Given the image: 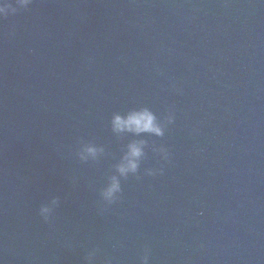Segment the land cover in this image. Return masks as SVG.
<instances>
[{
    "label": "water",
    "instance_id": "1",
    "mask_svg": "<svg viewBox=\"0 0 264 264\" xmlns=\"http://www.w3.org/2000/svg\"><path fill=\"white\" fill-rule=\"evenodd\" d=\"M5 2L0 264H264V0Z\"/></svg>",
    "mask_w": 264,
    "mask_h": 264
},
{
    "label": "clouds",
    "instance_id": "2",
    "mask_svg": "<svg viewBox=\"0 0 264 264\" xmlns=\"http://www.w3.org/2000/svg\"><path fill=\"white\" fill-rule=\"evenodd\" d=\"M31 3V0H17L19 7H27ZM9 10L15 12L16 9L5 0H0V17H6L9 14ZM169 122H171L172 117L169 116ZM112 130L115 133H131L133 135L139 136L142 133H149L156 136H162L164 134L163 128L158 123L156 116L147 108L136 109L128 112L126 115H114L111 121ZM143 141H133L128 144L127 152L122 158L121 163L117 166V172L119 177H126L129 173L135 174L139 168L140 159L144 155L143 151ZM163 151V150H162ZM84 152L95 156L97 149L93 146H88L84 149ZM82 159H86L87 156L81 155ZM165 158L167 154L165 153ZM157 172H162L159 170H149L148 175H156ZM118 176H113L111 183L104 190L103 195L105 199L112 200L117 193L121 191L120 180ZM53 204L56 203L54 200ZM49 212L47 206H42L40 209V214L47 219L46 214Z\"/></svg>",
    "mask_w": 264,
    "mask_h": 264
}]
</instances>
